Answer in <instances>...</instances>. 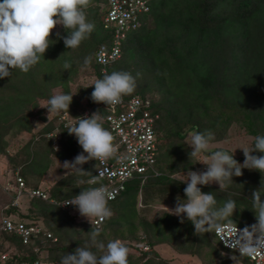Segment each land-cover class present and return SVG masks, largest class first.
<instances>
[{
  "label": "trees",
  "instance_id": "1",
  "mask_svg": "<svg viewBox=\"0 0 264 264\" xmlns=\"http://www.w3.org/2000/svg\"><path fill=\"white\" fill-rule=\"evenodd\" d=\"M145 1L149 10L139 16V27L126 33L118 60L106 66L95 61L101 46L112 45L113 30L105 28L106 0H90L86 17L95 28L77 49H67L58 39L57 33H68L57 25L50 36V47L35 66L27 73L10 69V77L0 79V161L5 160L23 179L26 193L41 189L39 184L55 163L63 165L83 151L76 137L68 134L66 124L86 111L87 116L99 111L101 123L108 129V106L94 103V86H88L104 73L125 71L135 78L136 88L122 98L137 96L148 101L145 110L155 118V169L159 174L150 173L144 182L141 178L128 181L125 190L108 202L112 216L99 226L79 213L58 207L78 195V190L92 188L88 181L95 173V160L82 165L85 171L92 170L91 175L63 174L44 190L47 200L27 194L23 210H5L0 203V217L40 228L28 244H22L13 233L0 231L2 250L9 254L5 264H60L64 255L74 253L79 246H88L99 255L91 243L92 227L99 229L97 240L105 244L119 239L128 248L132 244L136 250L137 245L148 247L146 252L138 251V256L129 254V264H173L170 258L162 257L163 247L176 256L196 258L201 264H250L245 256L223 248L214 229L198 235L186 218L180 223V217L166 210L157 211L153 217L150 213L155 204L172 209L177 196L186 199V184L180 181L187 179L189 170H206L197 162L199 158L189 161L187 141L191 133L211 130L215 139L210 147L236 134L250 139L251 148L257 135L264 136V0ZM88 56L91 63L83 68ZM65 62L72 65L69 70L64 69ZM79 80L81 83H77ZM60 92L74 94L69 110L48 116L42 106ZM61 116L66 118L62 120ZM54 143L59 151L54 150ZM219 149L223 148L212 147L200 158ZM234 158L239 163L245 159L243 154ZM242 171L243 175L233 177L225 190H219L216 183L199 187L205 193L213 192L218 206L235 200L234 214H238L220 224L244 229L257 222L252 211L253 192H239L237 187L256 183L259 189L262 176L256 170Z\"/></svg>",
  "mask_w": 264,
  "mask_h": 264
},
{
  "label": "clouds",
  "instance_id": "2",
  "mask_svg": "<svg viewBox=\"0 0 264 264\" xmlns=\"http://www.w3.org/2000/svg\"><path fill=\"white\" fill-rule=\"evenodd\" d=\"M90 0H0V79L10 77L11 70L19 69L27 73L35 66L41 56L44 57L50 47L49 40L53 29L57 25L63 26L67 36L57 33L67 49H77L82 41L89 38L95 25L86 17V9ZM92 57L84 58L83 68H87ZM65 70L72 65L65 62ZM91 93L94 103H103L107 106L118 104L124 95L131 94L136 88V80L125 71L104 73L97 78ZM74 94L56 93L52 95L42 108H46L48 116L52 113L68 112ZM41 107V106H39ZM101 112L96 111L91 116L73 118L65 125L69 135H74L83 151L72 161H64L63 168L71 170L76 175H91L82 167L85 163L95 160L105 162L116 156L114 136L101 123ZM215 136L211 130L193 132L187 141L191 151L189 161L199 158L197 162L206 166L204 171L189 170L187 179L181 180L186 184L184 193L186 199L176 197L175 207L167 208L168 214L180 217V223L185 218L194 225L195 234L211 232L219 229L220 222L233 216L237 209L236 201L228 199L222 205L213 192L205 193L201 185L213 183L219 185V190H225L233 177L243 175L242 169L256 170L261 173V187L254 190L251 196L252 211L256 216V223L244 228L239 234L236 247L241 255L256 257L264 253V155H253V152L264 153V136L257 135L251 148L243 147L245 157L243 163L234 158V153L219 149L201 157V153H209L210 145ZM59 151L58 148L54 149ZM103 176V171L96 167ZM97 182L95 179L89 183ZM83 183V181H81ZM114 198L113 191L101 184L99 187L82 189V191L63 202L64 206L72 205L80 216L91 222L92 218L103 220L112 216L108 201ZM59 205V206H61ZM58 206V207H59ZM91 243L100 253L90 250V247H77L74 253H67L61 258L60 264H129V248L119 239L109 240L107 244L97 240L99 229L89 232Z\"/></svg>",
  "mask_w": 264,
  "mask_h": 264
},
{
  "label": "built area",
  "instance_id": "3",
  "mask_svg": "<svg viewBox=\"0 0 264 264\" xmlns=\"http://www.w3.org/2000/svg\"><path fill=\"white\" fill-rule=\"evenodd\" d=\"M106 9L105 28L113 30V41L109 48L101 46L95 53V61L101 66H106L120 58L121 42L126 37V33L139 27V16L147 13L149 7L145 0H106ZM148 106V101L143 102L137 96L128 100L121 98L118 104L108 106L109 114L105 118V122L108 130L114 136V145L117 149L116 156L103 163L96 161V167L101 169L104 174L102 177H97L96 175L99 173L95 170L89 181L95 179L97 182L89 183L88 181L91 187H99L102 181L103 185L113 191L114 198L108 202L115 200L125 190L126 183L131 179L141 178L144 182L150 173L159 174L155 169L157 154L153 129L155 118L151 117L145 110ZM85 115H88L87 111L84 112ZM65 118V116H61L62 120ZM53 146L56 148L55 143ZM3 176H5V180L4 183L0 184V190L11 195L9 203L3 209L20 207V197L26 191L23 179L16 172H8V170L4 172ZM27 194L42 200L48 199V195L42 189H31L27 191ZM64 201L59 205L63 204ZM59 207L71 213H79L72 205ZM0 218V231L17 235L22 244H28L32 235L40 233V228L37 226L17 222L10 217L1 216ZM103 221L104 219L92 218L90 223L93 226H99ZM242 230L243 228L226 224L221 225L218 230L214 229V235L223 248L239 253L236 244ZM47 238H51L50 234H47ZM53 241L56 239L54 238ZM135 247L138 250L134 248L133 244L129 250L131 249L137 254L138 251H148V247L144 245ZM8 258V252L2 250L0 244V264H5ZM245 258L250 264H264V253L256 257L245 256ZM20 264L28 263L22 262ZM33 264L59 263L35 261Z\"/></svg>",
  "mask_w": 264,
  "mask_h": 264
},
{
  "label": "rangeland",
  "instance_id": "4",
  "mask_svg": "<svg viewBox=\"0 0 264 264\" xmlns=\"http://www.w3.org/2000/svg\"><path fill=\"white\" fill-rule=\"evenodd\" d=\"M77 83H81L80 80L77 81ZM35 128L38 129L39 128L38 125H35ZM232 132L235 133L234 131H232ZM249 144H250V139H247L246 137L243 138L241 136H237L236 134H234V137L231 140L214 144V146L212 145L210 148L220 147V148H223L225 150L230 151L232 154L235 152L234 156L239 157L243 154L242 149H239V148H243V147L249 148ZM12 145H14V144H12ZM4 169H7L8 172L12 171V169L8 165H6V161L1 159V161H0V181H3V182L5 180V176L2 177L1 174L4 172ZM69 171H71V170L64 169L62 164L55 163L54 166L49 170L48 174L45 176L44 181L39 184L40 188L43 191L47 190L51 184L56 182L59 178L62 177L63 174L68 173ZM91 172H92V170H91ZM102 183L103 182L101 181L100 184H102ZM244 189L248 190L249 192H253L254 190L258 189V186L256 183H252V184L244 185L243 187L241 186V189L239 187H237V191H239V192L243 191ZM80 192L81 191L78 190L76 193L78 194ZM7 195L8 194H5L4 191L0 190V203H4L3 206H5L8 203L7 198H8V200L10 199ZM26 199H27V193L25 191L22 194V196L20 197V207L22 210L24 209ZM138 207H140L139 204H138ZM167 208H169V207L167 206ZM163 209H166L163 207V205L155 204L153 206V211L150 213V217H153L157 211L163 210ZM169 209H171V208H169ZM236 214H238V213H235L234 215H236ZM160 252H161V255L163 258H168V259L170 258V260L173 261V264H201L200 261L196 258L176 256L172 251L168 250L165 247L160 248ZM129 254H133L135 256H138V254L135 253L131 249L129 250Z\"/></svg>",
  "mask_w": 264,
  "mask_h": 264
},
{
  "label": "crops",
  "instance_id": "5",
  "mask_svg": "<svg viewBox=\"0 0 264 264\" xmlns=\"http://www.w3.org/2000/svg\"><path fill=\"white\" fill-rule=\"evenodd\" d=\"M167 207V206H166ZM163 210H166L167 211V209H163Z\"/></svg>",
  "mask_w": 264,
  "mask_h": 264
}]
</instances>
